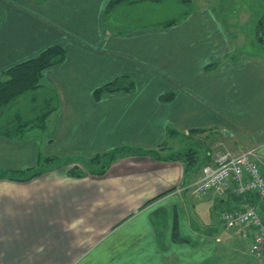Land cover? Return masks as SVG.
I'll return each mask as SVG.
<instances>
[{"label":"crops","instance_id":"1","mask_svg":"<svg viewBox=\"0 0 264 264\" xmlns=\"http://www.w3.org/2000/svg\"><path fill=\"white\" fill-rule=\"evenodd\" d=\"M176 1L173 22L133 15L139 25L123 29L131 16L108 13L110 0H0V80L49 47L66 51L41 79L56 95L43 127L0 134V168L50 169L0 177V264H208L223 238L253 244V225L222 214L254 206L264 218L258 194L196 195L189 185L220 150L254 148L264 171V55L245 50L247 31L228 27L222 1ZM119 78L134 88L98 96ZM124 146L158 152L126 154L103 174L63 163ZM187 147L198 169L166 159Z\"/></svg>","mask_w":264,"mask_h":264},{"label":"trees","instance_id":"2","mask_svg":"<svg viewBox=\"0 0 264 264\" xmlns=\"http://www.w3.org/2000/svg\"><path fill=\"white\" fill-rule=\"evenodd\" d=\"M139 1L141 3L133 4V2H139ZM158 1L160 2V0ZM164 1L169 2L170 8L172 10L173 7H171V5H175L174 0H164ZM182 1L184 3L193 2V0H182ZM182 1L179 0L178 3H181L182 5ZM149 2L150 0H110L107 11L108 13L113 12L115 16L119 18L121 15L125 16L124 11H126L128 7L133 8L134 6H144L146 3ZM187 11L185 13H187ZM131 17L134 18L133 16ZM170 20H172L173 22L174 16L173 18L171 17ZM65 57H66L65 49L60 45H54L52 47L45 49L36 57H33L27 61H24L10 68L6 72L5 77L2 80H0V108H3L4 105L9 104L10 102H12V104L18 102V100L21 99L20 96L22 97V99H24V96L26 97V94L41 89L40 81L42 79L44 71L51 66L61 63L65 59ZM133 88L134 86L132 82L129 83L126 78H119L116 81L112 83H108L105 86L99 88L97 90V94L98 96L101 95V93L104 90H115V89L132 90ZM30 97L32 100L34 99V102L36 101L37 103L38 101V103L36 105L33 104L32 106L34 107H30L31 105L28 104L29 107L28 111L24 110L25 112L21 111L20 114L10 115L9 110L5 109L4 114L2 109L0 110V134L11 137H18L21 134H23L26 130H28V128L30 127H34V126L43 127L46 116L52 111L54 107L53 101L56 100L55 92L52 90L42 89L38 91V94L33 93L31 94ZM157 152L158 150L155 149L142 150L139 148L124 146L107 153L105 155L108 157L107 160L104 161V163L101 164L102 166L101 167L99 166V168H95L94 165L97 162L95 163L93 162V160H96L99 156L92 158L93 160H90L91 162L87 160L86 164H89L88 166H90L88 172L103 174L106 172L108 167L121 156L130 153L142 155V154L157 153ZM197 153L198 151L195 150L194 148L187 147L184 150L166 156V159H177L183 157L184 160L187 162L188 166L193 165L194 167H196V169H198L201 166V161H200L201 156H199ZM54 160H55L54 158H49L47 161L51 163ZM49 170L50 169L46 164L38 168L31 167L24 170H13V169L11 170V169L0 168V177L17 180V181H28L38 175H41L45 171H49ZM71 173L77 175H83L87 172L82 170L81 168H77L72 170Z\"/></svg>","mask_w":264,"mask_h":264},{"label":"rangeland","instance_id":"3","mask_svg":"<svg viewBox=\"0 0 264 264\" xmlns=\"http://www.w3.org/2000/svg\"><path fill=\"white\" fill-rule=\"evenodd\" d=\"M214 1L216 3H220V1H222V3H220L219 5L224 6V12H227L228 14L230 13L229 15L230 19L231 17L232 19L229 21L230 23L228 27H240L241 30L247 31V34L244 36V40L248 43L247 46L245 47V50L247 51L249 50L250 52L251 51L253 52L256 48L259 50L258 52L260 54L264 55L263 52L264 46L262 45L261 42H259L257 36L255 38V34H254V26L264 10V0H214ZM176 2L177 1L174 0L175 4ZM196 2L197 0H193V2L190 3H186V2L184 3L182 1V6H183L182 8L185 9L190 8L191 6H194ZM171 7H173L172 10L170 8L168 1L159 2L158 0L155 1L150 0V2L146 3L144 6H134L133 8L128 7L127 14L128 16H133V15L140 16L141 17L139 19L140 25L142 24L152 25L156 21H160L164 17H169V15L176 16L174 13L175 11L179 10L178 6L171 5ZM172 11H174V13ZM235 17L238 18V21H236ZM139 24L135 18L130 17L124 20L123 22H121L120 26L123 29H133L137 27ZM242 39L243 38H240V41ZM42 89L43 88L38 89V91ZM38 91L26 94V97L24 96V99H22V97L20 96L21 99H19L18 102H15L13 104L12 102H10L9 104L4 105L3 108H0V110L2 109L3 114L5 113V109L9 110L10 115L20 114L21 111L23 112L24 110L28 111L29 109L28 104L31 105L30 107H34L32 105L33 104L36 105L38 103V101L36 103V101L34 102V99L32 100L30 97L31 94L33 93L38 94ZM195 149H198V147L195 146ZM107 158H108L107 156H99L96 160H93L91 158L89 159V161L93 160L94 163L97 162L94 166L95 168H99V166L101 167L102 166L101 164H103L104 161L107 160ZM85 161L87 163V160ZM78 162L79 163L82 162V163L77 165ZM63 163L67 165L68 169L70 170H74L81 167L82 170L88 172L90 169V166H88L89 164L83 163V161H78L76 159H71L69 162L65 161ZM51 164L52 166L60 165L59 162L58 163L52 162ZM49 171H45L44 173L36 177L42 176L48 173ZM223 240L224 242L220 249V255L218 257L211 258L208 264H264V262L260 259V257L251 250L252 244L250 238H223Z\"/></svg>","mask_w":264,"mask_h":264},{"label":"built area","instance_id":"4","mask_svg":"<svg viewBox=\"0 0 264 264\" xmlns=\"http://www.w3.org/2000/svg\"><path fill=\"white\" fill-rule=\"evenodd\" d=\"M230 186L239 195L258 194L264 207V171L257 158L256 149L216 152L213 164L205 165L201 178L189 185L196 195L211 190L222 192ZM222 217L235 225H253L256 232L252 251L264 259V218L258 209L252 206L244 211L224 212Z\"/></svg>","mask_w":264,"mask_h":264},{"label":"flooded vegetation","instance_id":"5","mask_svg":"<svg viewBox=\"0 0 264 264\" xmlns=\"http://www.w3.org/2000/svg\"><path fill=\"white\" fill-rule=\"evenodd\" d=\"M257 24L258 25H257L256 33H257L258 39L264 38V10L260 18L258 19Z\"/></svg>","mask_w":264,"mask_h":264},{"label":"water","instance_id":"6","mask_svg":"<svg viewBox=\"0 0 264 264\" xmlns=\"http://www.w3.org/2000/svg\"><path fill=\"white\" fill-rule=\"evenodd\" d=\"M261 36V35H260ZM259 41L262 43V45L264 46V38H260Z\"/></svg>","mask_w":264,"mask_h":264}]
</instances>
